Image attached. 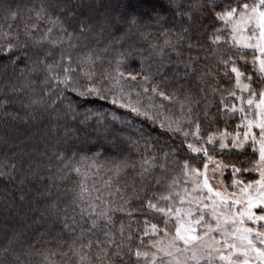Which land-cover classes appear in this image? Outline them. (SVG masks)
<instances>
[{
	"label": "trees",
	"instance_id": "16d2710c",
	"mask_svg": "<svg viewBox=\"0 0 264 264\" xmlns=\"http://www.w3.org/2000/svg\"><path fill=\"white\" fill-rule=\"evenodd\" d=\"M232 3L0 0V264H138L141 241L145 251L157 239L143 235L145 221L164 226L148 200L167 207L160 197L172 196L192 168L207 162L189 143L242 167L243 155L207 142L209 134L241 131L239 114L230 112L238 105L230 95H237L232 66L251 78L252 89L260 81L247 61L251 53L225 44L227 27L215 13ZM126 4L135 6L137 13L133 7L127 13L138 15L137 23L113 26ZM153 5L162 13L158 22ZM215 35L221 39L214 42ZM9 42L15 46L6 51ZM89 55L94 66H82L95 73L105 99L84 101L47 71L52 64L62 74L68 63L62 56H71L75 68ZM118 60L121 70L143 68L141 76H150L147 92L138 86L120 92L110 78ZM141 76L120 84L128 92ZM75 80L78 87L88 83L83 73ZM152 84L173 99L153 93ZM129 102L151 118L121 107ZM169 123L182 131H169ZM89 241L91 247H81Z\"/></svg>",
	"mask_w": 264,
	"mask_h": 264
},
{
	"label": "snow or ice",
	"instance_id": "6c2138e0",
	"mask_svg": "<svg viewBox=\"0 0 264 264\" xmlns=\"http://www.w3.org/2000/svg\"><path fill=\"white\" fill-rule=\"evenodd\" d=\"M126 14H118L113 17V26L119 25L121 23H127L129 25H134L137 23L138 15L133 13H127V9L132 8L133 5L126 4L125 6ZM172 5H168V8H171ZM153 11L157 18V22L161 17L162 13L155 10V5H153ZM45 9L41 8L40 11L36 13L37 17L40 18L44 14ZM14 16L15 13H12ZM216 17L225 23V25L231 26V34L234 42H237V38L240 33L244 31L251 32L255 35L256 42L248 43L247 47L255 48L260 51L261 54H264V0H254L253 3H248L247 0H234V3L227 4L222 7V9L215 13ZM54 21L53 23H58ZM35 27V25H33ZM51 31V29H49ZM221 39L220 35L214 36V42ZM240 40H251L252 37H243L239 36ZM14 44L9 42L6 45L5 50L11 51L14 48ZM62 60H67L68 63L66 66L62 67V74L60 72H55L53 70V65L48 64L46 66L47 71L51 73L50 78L57 80L60 84L64 85L66 88L70 87L73 92H75L79 97L84 98V101H87L89 97H96L99 99H105L101 87L97 86V82L94 79L95 73L91 70L85 71L83 64H88L89 66H94V61L89 55L84 58L77 67H72V57L71 56H62ZM227 63V61H225ZM60 67V65H57ZM116 75L110 76L114 84L120 86V92L124 95H128L130 91L135 90V87H140L144 92L148 91V88L145 87L146 84L150 81V76L148 74H143V68L141 71H133L124 69L121 70L120 61H117V66L114 69ZM231 71L235 73L236 85L241 87L240 81L243 73L239 71L234 65L231 68ZM260 71L264 73V59L260 60ZM78 73H83L87 78L88 83L78 87L76 85L75 77ZM141 76V80L137 84L130 85L129 91H125V85L120 84V81L125 77L128 79L125 80V84H129V81H137V77ZM247 79H251L247 77ZM247 89L249 96L254 97L257 93L250 87V84H244L242 90ZM151 90L153 93H157L160 97L165 100H172L173 97L168 95L165 91L161 90L158 85L152 84ZM139 95V93H137ZM230 95L235 97L236 92H230ZM259 103L256 104V107L260 110L259 121L248 120L245 125L249 131L244 132L245 140L251 138L252 146L255 148V145H259V158L254 161H249L251 168L249 167H237L236 163H231L229 165H223V163L216 165L217 168L220 167H231L232 175L235 177L237 173L241 172H257L259 174V179L251 180L245 182L244 180L233 179L232 184L238 189V194L231 193L229 194L228 199L230 203L225 204V196L220 191H215L209 184V178L206 175V171L202 172L199 168H192L191 171L196 177L194 183L195 188H206L209 193H213L215 197L219 198V205H217L216 200L213 199V208L212 216L214 217L215 224L209 223L205 220L204 215L202 214L201 209L207 208L209 205L202 204L201 208L197 209V218H193L192 210V200H188L187 208L176 207L173 203L175 199L173 196H162L160 199L167 202V207H161L158 203H153L151 199L147 202V208L154 210L155 212L160 213L164 220L163 228L158 224L150 223L145 221V231L143 235L148 236L151 233V236L156 237L154 241H150L151 248L150 250L141 251V248L144 247L143 240L141 245L138 246L135 250V256L139 260L141 257L144 258L143 264H181V261L178 258L177 254H190L186 256L183 264H188V259L194 262V264H218V261L215 259L216 256L219 257L220 261H227V264H250L249 256L250 254H255L256 259L261 262H264V89H261L258 93ZM151 99V97H150ZM118 99L114 96L112 98V103H118ZM255 103L254 99L249 98L247 100V105L252 106ZM71 107V105H69ZM121 107L131 108V111L137 113L138 115H144L148 118H151L149 112H141L140 108L133 105L131 102L128 104L121 103ZM239 111L243 114L245 109L241 107ZM162 128L166 125L161 123ZM259 128V139H257L255 134H251V129L253 127ZM169 131H182L179 124L176 128L173 129L171 123L167 125ZM197 132L193 135L198 136L199 124L196 125ZM189 133L184 132V136L187 137ZM224 135L222 134L220 140L221 148H224L226 145L223 143ZM212 135L208 136V143H211ZM236 148H242L244 141L239 139V134L231 141ZM192 152L200 153L203 152L204 157L207 160L211 161L212 157L208 155V150L203 145L197 147L191 143L187 145ZM98 155V153L96 154ZM204 169L207 170L208 165L205 163L203 165ZM185 168H188V163L185 161ZM77 172L80 171L79 168L75 169ZM202 180V185L199 181ZM255 185V187H254ZM186 191V190H185ZM87 192V189L81 188V197ZM178 199L183 205L185 202V197L177 194ZM99 199V197H97ZM207 199H212V196H209ZM200 203L199 201H196ZM226 207L227 212H217L216 207ZM239 206V207H236ZM91 211H95L96 206L91 205ZM259 208V214L253 209ZM235 209V210H233ZM84 209H82V212ZM103 215V213H101ZM174 217V219H173ZM109 219H111L109 217ZM251 221L254 226H246V222ZM95 223V221H93ZM258 225V226H256ZM196 226H203L202 234L197 231ZM67 227V225H65ZM170 228L173 231H170ZM150 230V232H149ZM123 232V228L121 229ZM214 231H218L221 235V239L217 240L214 235H211ZM232 237L233 242L229 243L228 238ZM98 245L100 241L96 242ZM111 243V241H109ZM92 242L89 241L88 245H82L81 247H91ZM219 245V247H217ZM259 245V246H258ZM119 247V245H117ZM226 247L228 249V254L226 255L222 248ZM102 251H104L102 249ZM131 251V248L129 249ZM233 251L239 252L243 255L244 259L242 261L232 258ZM159 257V259H158ZM167 257L168 259H165ZM84 257L81 256V261Z\"/></svg>",
	"mask_w": 264,
	"mask_h": 264
},
{
	"label": "rangeland",
	"instance_id": "374dc122",
	"mask_svg": "<svg viewBox=\"0 0 264 264\" xmlns=\"http://www.w3.org/2000/svg\"><path fill=\"white\" fill-rule=\"evenodd\" d=\"M248 3H253L254 0H247ZM133 8L136 11L135 6H133ZM223 22V21H222ZM224 23V22H223ZM225 24V23H224ZM225 27H227V31H228V41H225V44H228L230 46H233V48H236L237 50L243 52V53H251L250 55H252V61L249 59V56L247 57V61H249V63L255 64V70L258 73V77L260 78V81L258 82V87L256 89H253L257 95L254 97H250L248 90L247 89H243L242 90V86L244 84H250V87H252L251 83L249 82L250 80L247 79L246 76H244V74L241 76V87H237V95H236V103L238 104L236 107L234 106V108L232 110H230V112L232 114L237 113L238 116H240L239 119V123L237 124L236 127L240 128V132L237 133V135L239 134V139L241 141H244L243 147L242 148H236L234 146V144L231 143V141L237 136L236 133L232 134V135H225L224 139H223V143L226 145L224 148H221L220 146V140L221 137H213L211 143H208L211 146H214V144L216 143L219 148L221 150L224 151V154H229L231 152L234 153H238V155H243L242 156V161L238 164H240L241 166L244 167H249L251 168V165L249 164V161H254L257 160L259 158V145L256 144L255 148L252 146V141L251 138L249 137V139L245 140L243 133L249 131L248 128L245 127V125L247 124L248 120H254V121H259L260 119V115L259 112L260 110L256 107V104L259 103V91L261 89H264V73H261L260 71V60L264 59V54H261L260 51L258 49L255 48H249L247 47L248 43H255L256 42V38L255 35L251 32L248 31H244L242 33L239 34V36H243L245 38L247 37H252L251 40L245 39V40H240L239 36L237 38V42H234L232 39V34H231V26L230 25H225ZM242 73V72H241ZM249 98L254 99L255 103L252 106H248L247 105V100ZM241 107H244L245 111L242 114L239 109ZM234 112V113H233ZM251 134H255L257 139H259V128L258 127H253L251 129ZM195 153V152H193ZM195 154H199V153H195ZM212 157V156H211ZM219 157H212V160L209 161L207 160V165L208 168L207 170L204 169V167L202 169H200L202 172L206 171V175L209 178V184L211 185V187L214 189L215 191H220L224 196H225V204L230 203V200L228 199L229 194L231 193H236L238 194V189L233 186L232 184V180L233 179H237V180H244L245 182L247 181H251V180H256L259 179V174L257 172H252L249 171L250 173H237L235 175V177L232 175V168L231 167H220L217 168L216 165L223 163V165H229L231 163H234L233 160H231L228 157H223V160H221V157L218 159ZM204 165V164H203ZM202 165V166H203ZM189 177L186 178V182H184V184L180 187V189L174 193L172 196L175 198L173 200V203L175 204L176 207H183V208H187L188 204L187 201L188 200H192L193 203L191 205L192 210H193V218H197V209L201 208L202 204H207L209 205V207L207 208H202V214L204 215V218L206 221H208L209 223H212L213 225L215 224V220L214 217L212 216V208H213V199L216 200L217 205H219V198L215 197L214 192L213 193H209L207 191L206 188H195L194 187V181L196 179V177L193 175L192 171L189 172ZM249 174H251L250 176H248ZM199 183L202 185V180L199 181ZM255 187V185H254ZM186 190V191H185ZM177 194L182 195L185 197V202L182 205L180 200L177 197ZM209 196H212V199H207ZM196 201H199L200 203H197ZM239 207V206H236ZM235 210V209H233ZM216 211L217 212H227V208L226 207H216ZM253 211L257 212L259 214V208L257 209H253ZM174 219V217H173ZM264 223V222H262ZM246 226H254L252 224L251 221H247L246 222ZM258 226V225H256ZM197 227V231L200 232L202 234L203 231V226H196ZM211 235H214L216 237L217 240L221 239V235L218 231H214L213 233H211ZM229 243L233 242L232 237L228 238ZM259 246V245H258ZM217 247H219V245H217ZM150 247L147 250H150ZM222 251L227 255L228 254V249L226 247L222 248ZM179 260L181 261V264H183V262L186 259V256H190V254H177ZM232 258L236 259V260H240L242 261L244 259L243 255H241L239 252H235L233 251L232 253ZM159 259V257H158ZM165 259H168L167 257H165ZM215 259L218 261V264H227V261H220L219 257L216 256ZM250 259V264H264V262L259 261L258 259H256L255 254H250L249 256ZM143 260L144 258L141 257L140 261L143 264ZM188 264H194L193 261H191L190 259H188ZM202 264V262H201Z\"/></svg>",
	"mask_w": 264,
	"mask_h": 264
}]
</instances>
